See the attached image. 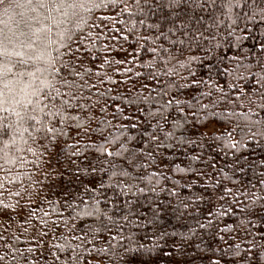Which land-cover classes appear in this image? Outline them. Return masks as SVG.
<instances>
[{"label": "trees", "instance_id": "trees-1", "mask_svg": "<svg viewBox=\"0 0 264 264\" xmlns=\"http://www.w3.org/2000/svg\"><path fill=\"white\" fill-rule=\"evenodd\" d=\"M261 10L117 0L85 13L63 57L76 75L61 68L82 86L60 88L76 93L58 98L67 119L3 113L0 264H264ZM52 40L53 56L68 51Z\"/></svg>", "mask_w": 264, "mask_h": 264}, {"label": "snow or ice", "instance_id": "snow-or-ice-1", "mask_svg": "<svg viewBox=\"0 0 264 264\" xmlns=\"http://www.w3.org/2000/svg\"><path fill=\"white\" fill-rule=\"evenodd\" d=\"M116 2L117 0H0V133L5 131V112L18 117L19 123L35 121L41 128L46 126V122L31 113L39 111L44 117L59 116L67 119L64 117V109L70 106L69 100L58 98L75 97L76 93H62L60 88L82 87L61 73V68L67 67L70 75H76L73 63L63 60L65 55L71 56L78 51L71 47L73 32L82 30V26L87 24L88 17L85 13H91L93 8L102 4ZM228 3L239 6L241 0H228ZM4 17L8 20L5 21ZM69 24L73 27H67ZM53 33L59 37L60 47L68 49L66 53L61 52L58 47L55 49L57 55H52ZM27 53L31 54L26 55ZM14 57L19 59L14 61ZM18 64L29 65L30 70L13 72L12 69ZM9 75L12 79H8ZM58 84L60 87H57ZM132 126L136 127L135 124ZM46 130L52 134H63L55 126L47 127ZM97 150L109 157L120 155L119 152H106L104 144L98 145Z\"/></svg>", "mask_w": 264, "mask_h": 264}, {"label": "rangeland", "instance_id": "rangeland-1", "mask_svg": "<svg viewBox=\"0 0 264 264\" xmlns=\"http://www.w3.org/2000/svg\"><path fill=\"white\" fill-rule=\"evenodd\" d=\"M210 130H215V131H216L217 129H216L215 127H211V129H210Z\"/></svg>", "mask_w": 264, "mask_h": 264}]
</instances>
